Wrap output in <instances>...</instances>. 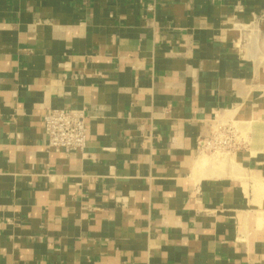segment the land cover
<instances>
[{
  "label": "crops",
  "instance_id": "obj_1",
  "mask_svg": "<svg viewBox=\"0 0 264 264\" xmlns=\"http://www.w3.org/2000/svg\"><path fill=\"white\" fill-rule=\"evenodd\" d=\"M229 110L264 114V0H0V264H264V201L197 159Z\"/></svg>",
  "mask_w": 264,
  "mask_h": 264
},
{
  "label": "built area",
  "instance_id": "obj_2",
  "mask_svg": "<svg viewBox=\"0 0 264 264\" xmlns=\"http://www.w3.org/2000/svg\"><path fill=\"white\" fill-rule=\"evenodd\" d=\"M84 112L72 108H49L42 115L45 144L54 150L81 151L86 144ZM237 133L229 124H220L206 136L199 137L198 152L237 148Z\"/></svg>",
  "mask_w": 264,
  "mask_h": 264
},
{
  "label": "rangeland",
  "instance_id": "obj_3",
  "mask_svg": "<svg viewBox=\"0 0 264 264\" xmlns=\"http://www.w3.org/2000/svg\"><path fill=\"white\" fill-rule=\"evenodd\" d=\"M242 113V115H238L236 111L229 110L227 113L219 118L220 122L213 128V131L220 124H229L234 128L237 133V139L239 140L238 146L240 149L244 150V148L252 147L254 152L261 154V161L258 164L257 171L258 173L252 174L254 171H249V169H244L242 164L237 161L236 151L234 148L226 149V150H215V151H205L199 152V156L197 157L199 164H204L206 161L205 158H209V170L212 174L216 175L221 169V164L228 163V168L231 171L236 172H245L247 177V182L251 194L255 196L256 201L260 202L264 201V114L260 121L255 123L251 122V119ZM254 152H252L254 154ZM206 163V162H205ZM204 169V168H200ZM251 169V168H250ZM222 172V171H221ZM248 172H251L247 174Z\"/></svg>",
  "mask_w": 264,
  "mask_h": 264
}]
</instances>
